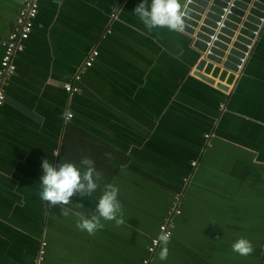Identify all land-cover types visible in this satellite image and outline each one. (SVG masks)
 <instances>
[{"label":"crops","instance_id":"crops-1","mask_svg":"<svg viewBox=\"0 0 264 264\" xmlns=\"http://www.w3.org/2000/svg\"><path fill=\"white\" fill-rule=\"evenodd\" d=\"M22 1L0 0V38ZM140 2L40 0L3 87L0 264H141L182 191L171 264H264V25L240 73L206 62L211 85L194 75L202 54L193 38L149 33L132 12ZM93 50V65L73 83ZM67 84L79 92L67 93ZM83 157L102 178L92 196L74 195L69 207L90 215L104 186L115 184L124 225L102 220L103 229L88 235L76 216L63 217L36 195L44 159ZM151 209L157 217L147 218ZM240 236L254 246L247 257L231 250Z\"/></svg>","mask_w":264,"mask_h":264},{"label":"clouds","instance_id":"clouds-1","mask_svg":"<svg viewBox=\"0 0 264 264\" xmlns=\"http://www.w3.org/2000/svg\"><path fill=\"white\" fill-rule=\"evenodd\" d=\"M191 0H142L132 11L133 14L151 33L154 29H167L169 32L182 34L185 31V17L188 15V3ZM71 115L70 113L68 114ZM42 176L38 198L49 207L59 205L63 217L76 216V228L88 235L103 229L105 222H114L117 227L125 224L123 205L119 199L120 189L115 184H107L98 197L95 210L90 215L84 211H73L70 198L92 196L99 188L101 173L95 169L94 161L83 157L77 164L71 161H61L59 164L50 163L48 159L42 162ZM76 209H82V204H75ZM170 233L161 229L157 236L160 246L158 253L161 261H166L170 243ZM232 252L247 257L254 252L251 241L243 236L231 244Z\"/></svg>","mask_w":264,"mask_h":264},{"label":"water","instance_id":"water-1","mask_svg":"<svg viewBox=\"0 0 264 264\" xmlns=\"http://www.w3.org/2000/svg\"><path fill=\"white\" fill-rule=\"evenodd\" d=\"M263 17L264 0H191L184 32L193 38V47L202 54L194 75L211 85L215 83L202 72L207 61L236 72ZM216 87L227 90L220 82Z\"/></svg>","mask_w":264,"mask_h":264},{"label":"built area","instance_id":"built-area-1","mask_svg":"<svg viewBox=\"0 0 264 264\" xmlns=\"http://www.w3.org/2000/svg\"><path fill=\"white\" fill-rule=\"evenodd\" d=\"M40 0H23L21 4V8L16 16L11 31L5 38H0V47L3 52L0 58V107L4 104L5 101V93L3 87L6 85L7 81L15 74V64L13 63V56L15 53L22 52L25 48V41L29 38L32 28L33 22L38 14ZM112 18H115V15H112ZM264 25V17L260 19V25L258 30L253 34L255 39L252 40L251 45L247 46V53L245 57L247 58L253 48V45L259 36V33ZM108 33L110 31L108 30ZM98 55L97 50H93L85 59L82 66L78 68L76 73L73 76V83L80 82L82 76L86 73V71L93 65L95 58ZM246 58L241 59L240 64L237 66L236 73H240L243 70V67L246 63ZM65 91L67 93L79 92V89L73 84H67L64 86ZM69 113L66 114L65 119L69 120L72 117V114L69 116ZM213 135L206 134L205 139L208 140ZM192 166H195L196 163L192 162ZM188 179L184 178V183L187 182ZM181 197H183V191L179 194V196L175 197V199L171 200L169 206L165 210V214L162 218V221L157 227L156 236L150 237L149 242L146 246L147 256L141 259V264H154V256L156 255L157 248L159 247V243L157 242V236L161 232V229L170 233V239L173 235V230L175 227V219L179 217L182 213L181 209ZM45 242L42 241L40 243L38 260H42L44 254Z\"/></svg>","mask_w":264,"mask_h":264},{"label":"trees","instance_id":"trees-1","mask_svg":"<svg viewBox=\"0 0 264 264\" xmlns=\"http://www.w3.org/2000/svg\"><path fill=\"white\" fill-rule=\"evenodd\" d=\"M154 236H156V235H154ZM153 237V236H152ZM159 248V247H158ZM157 248V252H156V255L154 256V263L155 264H171L169 261H170V259H171V257L168 259L167 258V260L166 261H161L160 259H159V256H158V249ZM160 251V250H159ZM145 252H146V256H147V251L145 250ZM144 258V257H143Z\"/></svg>","mask_w":264,"mask_h":264},{"label":"rangeland","instance_id":"rangeland-1","mask_svg":"<svg viewBox=\"0 0 264 264\" xmlns=\"http://www.w3.org/2000/svg\"><path fill=\"white\" fill-rule=\"evenodd\" d=\"M157 212V211H156ZM158 215H154V213H153V211H152V209H151V213H150V215H147V218H149V217H157ZM262 255L264 256V247L262 248Z\"/></svg>","mask_w":264,"mask_h":264}]
</instances>
